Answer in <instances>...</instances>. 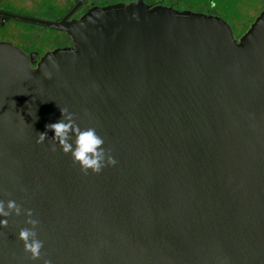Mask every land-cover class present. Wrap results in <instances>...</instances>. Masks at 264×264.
<instances>
[{"label":"water","instance_id":"obj_1","mask_svg":"<svg viewBox=\"0 0 264 264\" xmlns=\"http://www.w3.org/2000/svg\"><path fill=\"white\" fill-rule=\"evenodd\" d=\"M32 64L0 40V200L39 220L42 258L0 226V264H264V7L238 38L214 14L114 3L48 22ZM116 164L87 174L37 143L61 109Z\"/></svg>","mask_w":264,"mask_h":264},{"label":"flooded vegetation","instance_id":"obj_2","mask_svg":"<svg viewBox=\"0 0 264 264\" xmlns=\"http://www.w3.org/2000/svg\"><path fill=\"white\" fill-rule=\"evenodd\" d=\"M142 1L148 6L164 5L183 10L189 9L199 12L209 13V4L215 8L213 3L197 5L195 8L186 0H0V13L23 16L27 18L39 19L48 22H59L63 19L68 21L78 19L88 9L94 6H105L114 3H137ZM202 6L203 8H200ZM208 6V7H206ZM206 7V8H205ZM26 26L45 29L47 34L44 38L32 37L28 33H17L16 30L24 29ZM12 30L10 35H3V32ZM0 40L8 41L18 46L28 55H34L32 64L36 63L48 51L56 48L71 46V38L62 30L34 23L24 22L17 19L4 18L0 15Z\"/></svg>","mask_w":264,"mask_h":264},{"label":"clouds","instance_id":"obj_3","mask_svg":"<svg viewBox=\"0 0 264 264\" xmlns=\"http://www.w3.org/2000/svg\"><path fill=\"white\" fill-rule=\"evenodd\" d=\"M61 117L59 121L47 124L44 132L38 133L37 143L42 144L48 140V131H52L54 133L52 150L56 151L59 148L64 154L69 155L73 163L85 174L89 170L100 173L105 166L116 164L115 158L104 147L103 137L94 127L81 128L76 123L75 115L67 108L61 109ZM12 215L27 217L26 224L30 227L21 228L18 239L33 261L41 260L44 241L38 235L39 220L34 217L31 209H25L15 200H8L7 203L0 200V217L8 218ZM6 224L7 219L0 220V226ZM43 264H51V261L44 260Z\"/></svg>","mask_w":264,"mask_h":264},{"label":"rangeland","instance_id":"obj_4","mask_svg":"<svg viewBox=\"0 0 264 264\" xmlns=\"http://www.w3.org/2000/svg\"><path fill=\"white\" fill-rule=\"evenodd\" d=\"M187 3L192 4L195 8L197 5L213 3L215 8H211L210 4L206 7L209 8V14H214L222 17L233 28L236 38L240 37L250 26L255 19L256 15L262 10L264 0H186ZM203 8L202 6H199ZM205 7V8H206ZM261 9V10H260ZM194 11V10H192ZM199 12V11H198ZM205 13V12H203ZM25 28L16 30L17 33L29 34L32 37L44 38L47 34L45 29H38L31 26L23 25ZM12 30L3 32V35H10ZM5 35V36H6Z\"/></svg>","mask_w":264,"mask_h":264},{"label":"trees","instance_id":"obj_5","mask_svg":"<svg viewBox=\"0 0 264 264\" xmlns=\"http://www.w3.org/2000/svg\"><path fill=\"white\" fill-rule=\"evenodd\" d=\"M263 7H264V4L262 5L261 9H263ZM261 9H260V10H261ZM257 15H258V14H257ZM257 15H256V16H257Z\"/></svg>","mask_w":264,"mask_h":264}]
</instances>
